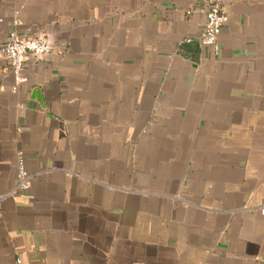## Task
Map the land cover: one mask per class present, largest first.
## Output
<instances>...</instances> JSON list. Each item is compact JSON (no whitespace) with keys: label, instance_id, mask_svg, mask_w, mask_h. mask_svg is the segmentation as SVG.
<instances>
[{"label":"crops","instance_id":"1","mask_svg":"<svg viewBox=\"0 0 264 264\" xmlns=\"http://www.w3.org/2000/svg\"><path fill=\"white\" fill-rule=\"evenodd\" d=\"M221 2L214 55L204 0H0L53 46L0 62V264H264V0Z\"/></svg>","mask_w":264,"mask_h":264},{"label":"built area","instance_id":"2","mask_svg":"<svg viewBox=\"0 0 264 264\" xmlns=\"http://www.w3.org/2000/svg\"><path fill=\"white\" fill-rule=\"evenodd\" d=\"M208 5L206 11V27L203 30L199 40L202 45L208 46L212 49L214 55L220 53L219 37L222 33L223 27L229 19V14L224 10L221 0H204ZM186 38L184 42H189ZM53 51L52 43L46 36L31 37L20 39L18 33L13 31L11 33V40L0 44V62L8 61L11 71L15 75L16 81H24L22 72L25 66L26 55L31 54L36 59L43 57ZM31 174L27 170L23 158L20 157L18 161V183L15 189L10 194L18 191H28L30 188ZM7 195H1L3 198ZM264 213V207L262 208Z\"/></svg>","mask_w":264,"mask_h":264},{"label":"water","instance_id":"3","mask_svg":"<svg viewBox=\"0 0 264 264\" xmlns=\"http://www.w3.org/2000/svg\"><path fill=\"white\" fill-rule=\"evenodd\" d=\"M34 93L37 94L38 100H40V102H42L41 99H40V97H39L40 92L38 90H35Z\"/></svg>","mask_w":264,"mask_h":264}]
</instances>
